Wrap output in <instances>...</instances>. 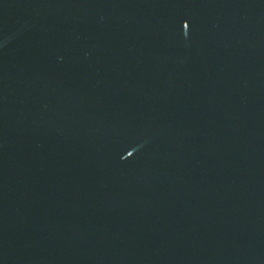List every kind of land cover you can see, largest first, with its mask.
<instances>
[{
    "label": "water",
    "instance_id": "95a60500",
    "mask_svg": "<svg viewBox=\"0 0 264 264\" xmlns=\"http://www.w3.org/2000/svg\"><path fill=\"white\" fill-rule=\"evenodd\" d=\"M0 264H264V0H0Z\"/></svg>",
    "mask_w": 264,
    "mask_h": 264
}]
</instances>
